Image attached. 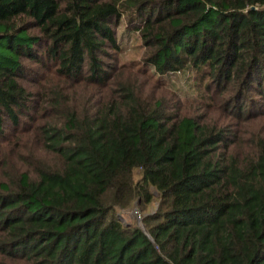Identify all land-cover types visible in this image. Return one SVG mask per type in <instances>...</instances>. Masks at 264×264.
<instances>
[{
    "label": "trees",
    "instance_id": "trees-1",
    "mask_svg": "<svg viewBox=\"0 0 264 264\" xmlns=\"http://www.w3.org/2000/svg\"><path fill=\"white\" fill-rule=\"evenodd\" d=\"M0 46V260L264 264V0H0ZM155 201L148 234L118 216Z\"/></svg>",
    "mask_w": 264,
    "mask_h": 264
},
{
    "label": "rangeland",
    "instance_id": "rangeland-1",
    "mask_svg": "<svg viewBox=\"0 0 264 264\" xmlns=\"http://www.w3.org/2000/svg\"><path fill=\"white\" fill-rule=\"evenodd\" d=\"M128 19L125 17L122 20L121 25L117 29L118 40L122 46L118 58L121 65L140 64L143 61L145 48L142 43L140 34L132 29L128 28ZM0 65H11L9 59L6 58L5 51L0 46ZM134 71L137 70V66L132 67ZM161 69V63L152 67L154 73V82L159 78L157 71ZM166 82L163 84L164 88L170 93L175 94L179 100L186 107L198 108L197 105L201 104L202 100L207 97L205 92V85L207 80L201 81L198 74L194 71H184L176 75H169L165 77ZM48 87H55L54 84L48 85ZM241 134H264V121H256L253 124L243 123ZM263 132V133H262ZM24 146V147H22ZM33 145L27 141L23 144L18 143V136L13 137L11 147L22 150H30ZM157 195V194H156ZM157 201H155L148 210L143 211L140 206H134L127 210H118V216L125 225H138L143 224V218L149 213H154L157 209ZM139 211L142 220H138L135 217V212ZM5 264L3 260H0V264ZM7 264H16L13 262H7Z\"/></svg>",
    "mask_w": 264,
    "mask_h": 264
},
{
    "label": "built area",
    "instance_id": "built-area-1",
    "mask_svg": "<svg viewBox=\"0 0 264 264\" xmlns=\"http://www.w3.org/2000/svg\"><path fill=\"white\" fill-rule=\"evenodd\" d=\"M135 217L138 219V220H142V216H141V214H140V212L139 211H136L135 213Z\"/></svg>",
    "mask_w": 264,
    "mask_h": 264
},
{
    "label": "water",
    "instance_id": "water-1",
    "mask_svg": "<svg viewBox=\"0 0 264 264\" xmlns=\"http://www.w3.org/2000/svg\"><path fill=\"white\" fill-rule=\"evenodd\" d=\"M140 227H141V229H142L146 234H148V232H147V230H146L144 224H142Z\"/></svg>",
    "mask_w": 264,
    "mask_h": 264
}]
</instances>
